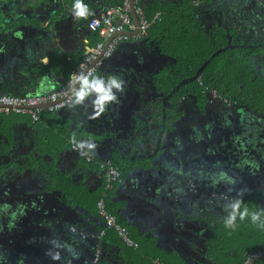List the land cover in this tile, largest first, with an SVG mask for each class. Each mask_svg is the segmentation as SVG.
Instances as JSON below:
<instances>
[{
	"label": "flooded vegetation",
	"instance_id": "obj_1",
	"mask_svg": "<svg viewBox=\"0 0 264 264\" xmlns=\"http://www.w3.org/2000/svg\"><path fill=\"white\" fill-rule=\"evenodd\" d=\"M5 1L10 2L9 8L19 5L18 12L24 17L35 14L25 0ZM49 1L58 15L67 14L66 0H42L39 10L43 11L40 17L43 21L47 19L44 10ZM88 1L79 0V5L87 12L81 16L84 30L90 32L88 17L91 14L82 5ZM223 1L241 3L243 0ZM239 3L242 14L251 13L252 4ZM197 4L194 6L199 10L205 7V3ZM194 10L192 6L191 14ZM210 17L213 26L208 32L204 30L205 35L212 37L217 30L223 32L227 40L226 45L214 53L236 50L240 57L243 50L248 55L249 62L245 65L249 67L250 80L259 79L264 84V44L255 48L245 45L240 34H232L231 28L225 27L215 13ZM262 34L264 36V28ZM155 48V53L143 65L148 68L143 81L144 94L152 108L144 114L140 112L138 128L133 131L128 124L130 111L122 115L124 120L120 125L101 120L95 126L96 135L101 134L99 139H104L110 150L101 158L117 169L120 179L109 190H105L104 185L105 168L99 167L97 155L85 145L69 143L73 139L62 136L68 144L65 150L69 149L71 158L68 159L71 160L67 162L65 158L59 162L56 149L43 150L46 142L39 138L35 127L41 121L33 123L29 119L34 130L29 145L21 147L17 141L13 153L5 154L2 144L8 140L12 143L14 134L0 130L6 136L5 141L0 138V264H139L142 249L133 237L144 239L153 231L150 229L146 234L148 224L143 226L138 220L123 216L120 203L129 195L125 192L129 191L126 188L129 169L142 164L143 158L152 159L148 163L151 161L154 169L137 171L133 176H148L142 180L153 193L149 199L143 197L141 202L147 208L141 207L137 213L148 221L152 213L156 224L162 225L157 231L162 235L159 239L161 257L177 264H221L219 257L224 252L222 246L217 245L218 229L233 225L239 219L240 203L252 204L257 219L264 215V96L253 92V100L246 102L242 86L236 89L235 82L232 86L228 82L221 83L218 88L221 91L207 86L201 67L193 76L171 82L178 71L177 59L165 53L159 41ZM59 58L61 61L45 67L47 71H56V75L52 72L46 77L59 73L66 78L71 71L72 57ZM214 73L218 80L225 77L220 70ZM24 82H20L18 93L27 96L35 88L22 90ZM133 85L140 87L137 82ZM71 129L63 126L66 133ZM118 129H122V133H117ZM103 133L108 134V138ZM112 133H117L116 138ZM75 144L93 154H90L91 161L79 157L73 149ZM133 198L140 201L137 196ZM127 201L125 210L133 206L140 208L130 203L127 206ZM100 202L116 223L127 230L132 246L125 245L114 231L116 235L107 239L110 230L104 228L98 210ZM21 209L24 217H20ZM131 225L137 231L134 228L130 231ZM171 235H175L177 242L171 241ZM226 253L238 254L233 250ZM144 261L154 264L156 260L146 258Z\"/></svg>",
	"mask_w": 264,
	"mask_h": 264
},
{
	"label": "crops",
	"instance_id": "obj_2",
	"mask_svg": "<svg viewBox=\"0 0 264 264\" xmlns=\"http://www.w3.org/2000/svg\"><path fill=\"white\" fill-rule=\"evenodd\" d=\"M98 3H102L109 8L111 0H96ZM204 0H141V5L143 8L146 7V10L149 9L151 6H153L155 3L158 6H177V5H183L188 3L190 6V10L192 9V6L195 7L196 10H194L193 14H191V19L192 22L195 25L200 26V28L206 32L211 30L212 28V23L209 22L211 19V13H215V17L222 23L225 27H227L232 34L234 32H237L240 34V40L242 43L245 45L253 46H261L264 44V36L262 34V28H264V0H248V3L246 0H243L240 4L246 5L252 4L250 8V14H242L238 8V3H229L226 1L224 2L223 0H211L207 3V5L203 9H198V7L194 6V4H197L196 2L203 3ZM89 2V1H88ZM87 8V7H86ZM91 13L92 15L96 14L99 10V5L98 4H93L91 6ZM199 10V11H198ZM77 11V9L75 10ZM145 11V9H144ZM87 12H85V15ZM91 15L88 17L90 19ZM62 16V14H61ZM81 16V15H79ZM84 16V15H82ZM63 17L66 18V14L63 15ZM68 24V23H67ZM85 24V23H84ZM83 30L81 31H71V30H65V31H58L60 30V27L57 29H51V31H47V33L40 34L38 31L32 30L31 28L25 29L23 31L22 37L24 40H26V43L29 44L32 41L35 42V57L34 60L32 61L34 68L28 71L27 74H32L36 75L37 78L44 77L46 85L44 84L45 88L52 89L54 91L57 89L59 86L64 84V82L67 80V75L66 78H62L60 74L58 73L57 76H54V73L56 75V71L54 70H48L45 67L51 66V60L52 58V52H49L48 54H44L42 52V48L46 47L47 45L51 44L54 39H57V41H61V43H57V48L54 49V51H59L61 54L60 57L65 56L67 59L73 60H80L86 53L87 49H89L91 46H93V34L89 32L88 30H84V25L82 26ZM150 31V30H149ZM61 33V34H60ZM206 34V33H205ZM58 35H63V36H58ZM57 37V38H55ZM42 39V41H40ZM146 40V42H144ZM145 40H141V42L138 44L136 41H129V42H121L119 44L120 46L116 48L115 53H114V58L110 62H106V64H103L104 66H107L100 71H102V79L98 80L96 79L97 72L92 79V82L89 84L87 89H90V92H102L104 93L105 91L109 90V81L108 77L106 76V73L112 72L114 67H123L126 68V73H128L127 81L125 84L124 94H120L118 97L120 99V103L122 101V109L120 111V121L116 125H120L124 119H122V115H126V111L129 112V119H128V124H130L133 127V131L135 128H138V116L141 115L142 113L144 114V111H146L149 107L152 108L150 105L151 101H148L146 99V95L144 94V88H143V81L146 78L145 75H147L148 68L145 69L143 67L144 63H147L149 61V58L152 57V54L155 53L154 51L156 50L155 45L158 44V40L156 36H153L152 34L148 33L147 37ZM138 44V45H137ZM21 45V44H20ZM52 45V44H51ZM137 45V46H136ZM264 47V45L262 46ZM53 51V52H54ZM49 62V63H48ZM73 64V62H72ZM151 63H149L150 65ZM153 64V61H152ZM153 67V66H152ZM40 71H42L40 73ZM98 71V70H97ZM53 73L54 77H46V74L48 73ZM3 74V77L0 78V83L2 81H5L6 78L4 73L0 72V75ZM41 75V76H40ZM139 75H141V80L139 79ZM138 77V78H137ZM13 78L16 80L15 82L18 83V85H21L20 82H24L27 80L25 77H21L18 74H14ZM130 80V82L128 81ZM24 80V81H23ZM31 81H35V79L31 78ZM11 82V81H6V83ZM128 82V83H127ZM132 82V83H131ZM137 82L140 87H134L133 83ZM5 83V82H4ZM25 83V82H24ZM130 83V84H129ZM24 90V89H23ZM88 93V91L86 92ZM85 93V94H86ZM1 95V94H0ZM87 95V94H86ZM83 94L82 97L86 96ZM32 96V95H31ZM124 96V97H123ZM89 103V105H87ZM125 111V113H124ZM142 112V113H140ZM84 122L82 124H79L77 121L80 118V111L77 108H67L66 110L62 111L59 113H52V115H46L42 120L41 123L42 126L45 127V130H49L53 134L60 136H67L68 139H73L76 140V142H80V137L78 139H75V126L82 131L81 132V138L86 137L87 142L86 143H81L86 146V148L90 149L91 152L93 151V154H96L97 156H105L107 153L109 154L110 150L107 149L105 146V140H103L102 147L100 148L98 142L100 139L96 137V131H95V126L99 124L104 119L99 116L97 111H96V103L92 101V98L89 99V101L86 103L84 106ZM124 113V114H123ZM100 114V113H99ZM124 118V117H123ZM128 118V117H127ZM126 119V118H125ZM31 122L28 117L26 116H15V115H10L8 117L3 116L0 118V130H3L4 133H12L14 134V139L19 142V145L21 147H27L30 143V138L31 135L33 134L32 131L33 128L31 127ZM68 124V125H67ZM37 126V125H36ZM35 126V127H36ZM40 126V125H38ZM37 126V127H38ZM63 126H70L73 128L71 129L68 133L63 130ZM62 127V128H61ZM32 128V129H31ZM75 128V129H74ZM119 128V127H117ZM10 131V132H9ZM89 133V134H88ZM92 133V134H90ZM117 133H122V129L119 130ZM116 133V134H117ZM35 134V133H34ZM42 133L39 132V136H41ZM101 135V134H98ZM6 136L1 134L0 131V138L1 140L4 139ZM89 139H91L89 141ZM3 141V142H4ZM96 141V142H94ZM2 142V143H3ZM21 142V143H20ZM46 142V141H45ZM5 143V142H4ZM4 143L2 144L4 146ZM62 143V144H60ZM59 147L63 149L65 143L63 141H60ZM95 143V144H94ZM61 149V150H62ZM43 150H48L46 145L44 146ZM90 152V154H92ZM92 154V155H93ZM60 160L64 161L66 158L67 162H69L71 159H68L69 157L71 158V155L69 153V149L64 151L59 155ZM72 169V168H71ZM134 174V173H133ZM132 174V179L136 178L134 183L132 184L131 181L128 179V186H126L128 190L125 192L128 193L129 195L124 197L125 199H131V201H127L123 198V200L120 203V207H122L123 210V216L132 218L134 220H138L137 223H141L143 226H149L146 234H148V230L152 229L153 233L150 234V236H145V238H138V237H133V240L136 238L137 243L140 244L141 249H142V254L138 259L139 262L144 261L146 258H150L149 256H146L145 254H152V255H161L160 251V246H159V239L162 237L159 232L157 233L159 227H162V225L156 224L155 221V216L154 214H151L150 222L146 218H141L138 215V209L142 208H147L142 202L140 201H135L133 198L134 196H137V193L133 191H139L143 190L145 188L146 182L142 180L143 178L148 179V176H139L135 177ZM155 182V181H152ZM144 184V185H142ZM150 186H154V184H150ZM139 186H141V189H139ZM148 186V185H147ZM119 191V190H118ZM121 191V190H120ZM132 196V197H131ZM141 199V198H140ZM127 201V206L130 204H134L139 206L140 208H137L136 206H133L129 210H125V204ZM124 206V207H123ZM125 211V212H124ZM140 221V222H139ZM165 224V223H164ZM163 224V225H164ZM155 225V227H154ZM137 228L133 227L132 225L130 226V231H132ZM156 234H159L155 236ZM175 235H171V241L172 242H177V239L174 237ZM179 241V240H178ZM157 260V259H155ZM254 264H264V258L258 260Z\"/></svg>",
	"mask_w": 264,
	"mask_h": 264
},
{
	"label": "trees",
	"instance_id": "obj_3",
	"mask_svg": "<svg viewBox=\"0 0 264 264\" xmlns=\"http://www.w3.org/2000/svg\"><path fill=\"white\" fill-rule=\"evenodd\" d=\"M111 1L110 7L121 6L123 2V0ZM189 6L188 3L177 6H158L155 3L144 11L147 17H151L155 12H160L162 15V21L155 24L149 33L157 37L159 45L165 53L177 59L176 69L178 71L175 74L174 81L172 80L171 82L176 83L178 81L177 78L180 80L182 77L193 76L195 71L199 67L202 68L205 61H208L205 67H203L204 83L207 86L218 89L221 83L228 82V85L232 86L235 82L236 89L239 85L242 86L243 98L246 102L253 100V92H260L264 96V84L259 79H256V81L250 80L249 67L245 65V63L249 62L246 52L240 51L242 54L240 57L237 56L236 50H227L218 53L214 57L211 56L217 49L225 46L227 40L223 32L217 30L214 31L215 33L212 37L205 35L200 26L192 22ZM97 41V35L93 34V45ZM83 58L84 56L80 60H73L71 71L80 64ZM215 70H220L221 74L225 75V77L218 80L216 73H214ZM71 71H68L67 77H69ZM218 91L221 90L218 89ZM0 94L22 96L20 93L15 92L14 86L9 82L0 87ZM261 95H258L260 99L263 98ZM50 114L52 115V113L42 114L41 120ZM37 126L38 132L42 133L39 138L46 141L49 150H61L62 148L59 147L60 141L65 143L63 148L68 146L61 136L62 134L57 136L49 130H45L42 124ZM71 142L76 143V140H69V143ZM240 204L239 219H236L233 225L218 229L219 243L217 242V245L222 246L224 252L219 257L221 264H243L244 254L248 250H260L264 252V215L262 214L260 218H256L253 221L252 216L255 214L256 217V211L252 204ZM245 209H247V214L242 219L241 214ZM112 234L115 233L110 231L107 234L108 240L113 236ZM231 250L238 254L236 256L227 255L226 252ZM145 255L151 257V260H159L161 264H177L176 261L161 257V255ZM139 264L150 263L141 261Z\"/></svg>",
	"mask_w": 264,
	"mask_h": 264
},
{
	"label": "water",
	"instance_id": "obj_4",
	"mask_svg": "<svg viewBox=\"0 0 264 264\" xmlns=\"http://www.w3.org/2000/svg\"><path fill=\"white\" fill-rule=\"evenodd\" d=\"M130 1V6H131V18L133 20V22L138 25V19L137 17L133 14V1ZM213 0H211L212 2ZM25 2H27L29 4L30 7H32L33 11H34V15L27 18L24 17L22 15H20V13L18 12L19 9V5H14V7L9 8L10 7V2H6L5 0H0V72L4 73L6 80L2 81V83H0V87L2 85H4L6 83V81H11L9 83H12V85L14 86L15 92L18 93V88L19 85L18 83H16L15 79L13 78L14 74H18L21 77H25L27 78V81L25 82V85H23V87L21 88L22 90L27 87H31L34 86L35 90L27 93V95H40V94H45V93H50L52 92V89H48L45 88L44 84L46 83L45 81H43L45 78L41 77V78H37L36 75H32V74H27L29 70H31L32 68H34V65L32 63V61L34 60L35 57V53H36V49H35V42L32 41L31 43L29 42L26 43V40L23 39L22 34L23 31H25V29L28 28H34L36 31H38L41 35L44 33H47V31H51V29H57L60 27V30L58 31H65V30H71V31H81L83 30V25H84V20L82 19L81 16L77 15V12L75 11L76 8L74 7V4L76 2L72 1V0H66V7H67V14H66V18L62 17L60 15H58V11L54 10V8H52V2L49 1L47 2V6L45 8V13L47 16V19L45 21H43L40 17H42V10H39V7H41L42 4V0H25ZM199 3V2H196ZM204 6L207 5V0L203 1ZM93 4H98L99 5V10L98 12H96V14L91 15L90 19L88 20V22L93 19V18H98L102 15V13L107 9V7L102 3H94V1H90L89 3H83V7H87L88 12L91 13V6ZM240 4V3H239ZM198 5V4H197ZM198 7V6H196ZM146 10V7L144 8ZM34 23V25H32ZM68 23V24H67ZM92 33V32H91ZM22 34V35H21ZM61 34V33H60ZM58 36H63V35H58ZM57 38V37H55ZM145 40V39H143ZM42 41V39L40 40ZM230 41V39H229ZM140 41H137L136 43H140ZM146 42V40L144 41ZM57 43H61V41H57V39H54V41L47 45L46 47L42 48V52L44 54H48L49 52H52L53 56L52 58H50V60L52 61L51 64H53L56 61H61L60 60V55L61 54L59 51H54V49L57 48ZM21 44V45H20ZM121 44V43H120ZM137 44V45H138ZM136 45V46H137ZM120 45L118 44L117 47H119ZM116 47V48H117ZM116 50V49H115ZM54 51V52H53ZM222 52V50H219L218 52L214 53L212 55V57L216 56L218 53ZM115 53V51H114ZM114 53L111 57H109L108 59H101L100 60V64L98 65V68L96 71L97 72V77L96 79L100 80L102 79V71H100L101 69L104 70L105 67L102 65L106 64V62H110L111 60H113L114 58ZM206 64H204L201 68V70L203 69V67H205ZM115 70H113L112 72L106 73V76L108 77V81H109V90L105 91L104 93L102 92H90V89H87L88 93H84V97H82L83 95L76 97L73 101H71L70 103H68L64 108H62L61 110H59V113L66 110L67 108H77L80 111V118L78 119V123L82 124L84 122V106L86 105V103L89 101V99L92 98V101H94L96 103V111L98 113V115L104 119L105 123H109L111 124H118L119 123V119H120V111L122 109V101L120 103V99H119V95L120 94H124V86L127 81V78L129 75L128 73H126V68L123 67H114ZM3 77V74L0 75V78ZM31 78L35 79V81H31ZM116 78L119 80L120 82V89L115 88L114 86H112V80ZM129 81V79H128ZM5 82V83H4ZM46 85V84H45ZM111 97V98H109ZM124 97V96H123ZM89 105V103L87 104ZM58 112V111H57ZM100 113V114H99ZM76 130H75V137H80V142L78 143H86L88 140L86 137L81 138V132L77 126H75ZM89 134V133H88ZM92 134V133H90ZM105 134V133H103ZM114 135V138H116V133H112ZM101 135H96L97 138H99ZM105 138H108V134H105ZM91 139H89L90 141ZM104 140V139H103ZM103 140H99L98 145L101 148L102 144H103ZM16 139H14V137H12V143L8 141H6L4 143V153L5 154H11L13 153V151L16 149ZM95 144V143H94ZM81 146V145H80ZM66 148H63L62 150H56V152L60 155L61 153H63ZM99 163L107 161L105 158H101L99 156H97ZM148 160H152L150 158L148 159H144L143 158V162H141L142 164H137L136 166H134L133 168H130L128 171V175H127V179H129L131 181V183L133 184L134 181L136 180V178L132 179V174L137 172V171H150L151 169H154V165L152 164V162L150 161L148 163ZM150 174V173H149ZM135 193H137V197L141 198L140 200L143 199V197L145 196L146 198H151V195L153 193V191H149V187L147 185H145V188L143 190L140 191H133ZM20 217H24V214H21ZM171 238V237H170ZM264 256L261 258L263 259ZM259 259L255 260L253 263L257 262Z\"/></svg>",
	"mask_w": 264,
	"mask_h": 264
},
{
	"label": "built area",
	"instance_id": "obj_5",
	"mask_svg": "<svg viewBox=\"0 0 264 264\" xmlns=\"http://www.w3.org/2000/svg\"><path fill=\"white\" fill-rule=\"evenodd\" d=\"M132 1L133 14L138 19V25L131 18L129 0H123L121 6L107 8L100 17L93 18L88 22V29L92 34L97 35L98 41L87 49L83 60L70 72L64 84L50 93L40 95L16 96L1 94L0 117L10 114L27 116L31 122L37 123L41 121L42 114L56 113L76 97L83 95L89 86L90 80L96 74L101 59L111 57L121 42L143 40L147 37L149 30L162 21L160 12H155L151 17H147L141 5V0ZM73 149L80 158L87 162L91 161L90 154L79 144H75ZM98 165L106 170L104 185L105 190H109L114 183H118L120 180L117 169L108 161L101 162ZM98 210L105 223V230L114 231L125 245L132 246L133 243L127 230L118 225L114 217L104 210L102 202L98 204ZM263 256V251L248 250L244 254L243 264H251ZM154 264L161 263L156 260Z\"/></svg>",
	"mask_w": 264,
	"mask_h": 264
},
{
	"label": "clouds",
	"instance_id": "obj_6",
	"mask_svg": "<svg viewBox=\"0 0 264 264\" xmlns=\"http://www.w3.org/2000/svg\"><path fill=\"white\" fill-rule=\"evenodd\" d=\"M74 7L77 9V15H81L82 16V15L85 14L86 10L81 8V6L79 5V0H76V3L74 4ZM112 86H114L117 89H120L119 80L114 78L112 80ZM109 98H111V97H109ZM20 211H21V214H23V210L21 209ZM246 214H247V209H245V211L241 214V218L243 219V216L246 215ZM252 219H253V221H255V219H256L255 214H253ZM8 226H9V228H11L12 224L10 223Z\"/></svg>",
	"mask_w": 264,
	"mask_h": 264
}]
</instances>
